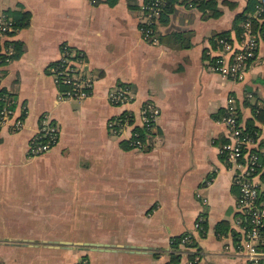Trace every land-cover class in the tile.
<instances>
[{
	"label": "crops",
	"instance_id": "1",
	"mask_svg": "<svg viewBox=\"0 0 264 264\" xmlns=\"http://www.w3.org/2000/svg\"><path fill=\"white\" fill-rule=\"evenodd\" d=\"M144 1L0 0V14H31L7 35L19 56L0 64V89L24 120L19 130L14 118L0 127V264H172L171 240L181 235L190 241H181L177 264H245L236 251L244 218L236 167L221 148L230 103L264 148V17L255 19V59L241 77L224 76L213 69L217 34L238 44L235 20L252 12V0H216V17L174 6L154 39L141 29ZM64 45L86 53L96 78L85 99L60 98L51 68ZM120 86L129 103L110 100ZM146 102L160 114L137 148ZM127 113L134 125L110 126ZM45 114L59 140L31 156Z\"/></svg>",
	"mask_w": 264,
	"mask_h": 264
},
{
	"label": "built area",
	"instance_id": "2",
	"mask_svg": "<svg viewBox=\"0 0 264 264\" xmlns=\"http://www.w3.org/2000/svg\"><path fill=\"white\" fill-rule=\"evenodd\" d=\"M100 0H92L97 3ZM203 0H145L142 3L141 29L146 37L155 38L158 19L170 11V5L186 9H196ZM264 0H258L252 12H248L241 23L240 41L234 44L227 35L217 37V48L221 51L215 58L213 69L224 76L241 77L247 64L255 59L259 47V35L254 28L255 19L262 18ZM17 27L12 16L0 14V45L7 40V35ZM13 46L2 48L0 63L8 62L12 58ZM56 65L52 66V74L60 88L61 100L85 99L94 89L96 78L87 68L86 54L83 50L71 46H63V55ZM88 69V70H87ZM110 100L115 104H126L132 100L128 87H119L110 92ZM15 100L13 95H0V127L14 118L15 129L24 125L21 116L15 117ZM160 114V109L151 102H146L141 109V121L145 131H151ZM224 121L230 129V139L222 146L221 152L236 167L234 181L239 186L240 196L238 210L244 218L239 222L242 226L236 251L245 264H264V148L259 147L257 133L246 131L237 118V110L230 103ZM136 119L131 113L118 121L109 124L126 127L134 125ZM60 128L49 114L42 116L37 132L31 138L29 154L39 156L49 152L58 142ZM132 144L137 148L146 146L141 132L136 131ZM190 241V237L183 238L182 243ZM77 264H88L85 259Z\"/></svg>",
	"mask_w": 264,
	"mask_h": 264
},
{
	"label": "trees",
	"instance_id": "3",
	"mask_svg": "<svg viewBox=\"0 0 264 264\" xmlns=\"http://www.w3.org/2000/svg\"><path fill=\"white\" fill-rule=\"evenodd\" d=\"M101 1V0H100ZM109 1H111L112 3H114V2H116V0H109ZM256 3H258V0H252V3H251V5L253 6L254 4L256 5ZM173 4H171L170 5V7L172 8V7H174V6H172ZM255 7V6H254ZM209 10V15L210 16H219L220 15V10H219V7H218V5H217V1L216 0H203V1H201L200 3H199V5H198V8H197V10H201V11H206V10ZM254 9V8H253ZM172 10V9H171ZM171 12V11H170ZM246 13V12H245ZM245 13H240L237 17H236V20H235V25L237 24V23H239V22H242V21H244V19H245V17H246V15H247V13L245 14ZM8 15H10V16H16V18H17V20H18V23H16L15 22V26H17V27H26L28 24H29V22H28V20H29V18H30V13L29 12H23V11H15V12H13L12 11V13H7ZM12 14V15H11ZM164 15V14H163ZM263 17H264V13H263ZM262 17V18H263ZM256 21V20H255ZM256 23V22H255ZM256 26V24H254V27ZM238 28V27H237ZM262 29L263 30H261L263 33L262 34H264V24H263V27H262ZM256 30V29H255ZM177 32H179V31H173V33H177ZM180 32H182V31H180ZM242 32V28H240L239 29V31H238V33H241ZM229 34V32H221V33H218L217 35L218 36H225V35H228ZM6 40L4 41V43L3 44H1L0 45V51L2 50V47H5L6 48ZM13 50H14V52H13V54L11 55L13 58H17L18 56H19V52L17 51L18 50V47L16 48V46H15V44L13 45ZM57 63H59L58 61L57 62H55V63H53V65H56ZM1 64V63H0ZM2 93H4V91L2 90V89H0V95L2 94ZM261 113H263L262 111H260V112H258V115L260 116V114ZM125 116H126V114H125ZM245 130L246 131H250L252 134H255V131L257 130V127L255 126V125H247L246 126V128H245ZM140 132H141V136H142V138L143 139H145V137H146V132H144V128H143V130H140ZM223 227H225V226H223L222 224L219 226V228H223ZM184 236H178V237H174L171 241V248H172V264H177L178 263V261H179V259H180V255L178 254V249H179V246H180V243H181V241H182V238H183ZM189 244V246L190 247H192L191 248V252H190V258H194V255H195V247H193L194 245H196V243L195 244H193V243H188ZM192 244H193V246H192Z\"/></svg>",
	"mask_w": 264,
	"mask_h": 264
},
{
	"label": "rangeland",
	"instance_id": "4",
	"mask_svg": "<svg viewBox=\"0 0 264 264\" xmlns=\"http://www.w3.org/2000/svg\"><path fill=\"white\" fill-rule=\"evenodd\" d=\"M3 44V43H2ZM4 49V47H2ZM86 54V53H85Z\"/></svg>",
	"mask_w": 264,
	"mask_h": 264
}]
</instances>
